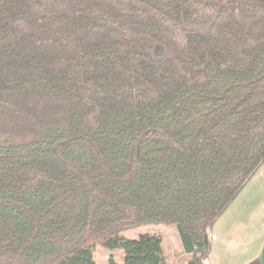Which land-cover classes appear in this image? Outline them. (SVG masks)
<instances>
[{
	"label": "trees",
	"instance_id": "1",
	"mask_svg": "<svg viewBox=\"0 0 264 264\" xmlns=\"http://www.w3.org/2000/svg\"><path fill=\"white\" fill-rule=\"evenodd\" d=\"M264 164V0H0V264H168Z\"/></svg>",
	"mask_w": 264,
	"mask_h": 264
},
{
	"label": "crops",
	"instance_id": "2",
	"mask_svg": "<svg viewBox=\"0 0 264 264\" xmlns=\"http://www.w3.org/2000/svg\"><path fill=\"white\" fill-rule=\"evenodd\" d=\"M177 234L170 232L168 239L175 241L163 251L168 264H187ZM210 239L211 253L203 264H264V164L216 222ZM118 257L122 262L124 255Z\"/></svg>",
	"mask_w": 264,
	"mask_h": 264
},
{
	"label": "rangeland",
	"instance_id": "3",
	"mask_svg": "<svg viewBox=\"0 0 264 264\" xmlns=\"http://www.w3.org/2000/svg\"><path fill=\"white\" fill-rule=\"evenodd\" d=\"M171 231H176V229L175 228H167V227H163V226H161V227H149V228H144V229H141L138 231L129 232V233L125 234V237L127 239L135 240V239L139 238L141 235H145V234H149V233H161L165 238L164 243H163V248L166 249L167 243H168V245H170L171 244L170 242L175 241V239H171V240L168 239V238H171L170 237ZM167 233L169 234L168 236H167ZM178 242L180 244L179 238H178ZM112 255L116 256L117 260L119 262H121L120 257H118V256L124 255V252L120 251V250H109L107 248L101 247V248H98L95 252V261L97 264H107L109 257Z\"/></svg>",
	"mask_w": 264,
	"mask_h": 264
}]
</instances>
